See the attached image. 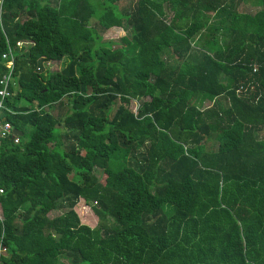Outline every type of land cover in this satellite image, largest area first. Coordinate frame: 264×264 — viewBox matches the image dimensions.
Segmentation results:
<instances>
[{
    "label": "trees",
    "instance_id": "1",
    "mask_svg": "<svg viewBox=\"0 0 264 264\" xmlns=\"http://www.w3.org/2000/svg\"><path fill=\"white\" fill-rule=\"evenodd\" d=\"M122 1L0 5V264H264V0Z\"/></svg>",
    "mask_w": 264,
    "mask_h": 264
},
{
    "label": "rangeland",
    "instance_id": "2",
    "mask_svg": "<svg viewBox=\"0 0 264 264\" xmlns=\"http://www.w3.org/2000/svg\"><path fill=\"white\" fill-rule=\"evenodd\" d=\"M125 1L126 0H123L122 2H120V5H125ZM238 10L242 11V12H245V11L253 12L255 10V8L248 7V6H242V7H239ZM123 35H124L123 31H121L120 29H110V30H107L105 32V34L103 36V40L104 41H114V40L119 39ZM194 49H195V47H193V50ZM167 60L169 61L168 62L169 64L174 63V60L172 58H167ZM62 62H63V60L60 62H50V65L46 64L47 71L48 72L57 71L60 68ZM218 100H220L221 102H224L223 97H220ZM207 106H209V104L204 102L202 108L204 109ZM61 107H63V106H60L57 103H55V104L51 105V108L48 109V112L52 116H57V115L62 113L63 108H61ZM128 108L130 109V111L132 113H134L135 109H136L135 102H130L128 105ZM263 133H264V130L262 132H260V136H262ZM99 179H100V183H103V176H101ZM47 208H48V206H47ZM49 209H47L46 213H45V215L48 218H54V217L60 215L61 213L65 212V209H63V210H52L51 208H49ZM73 210H74V212H76V215L78 216L81 224L86 225L89 228H93L95 226L96 217L93 215L90 207L87 206L85 203H83L82 200L78 201V203L73 207ZM63 264H67V263L63 262Z\"/></svg>",
    "mask_w": 264,
    "mask_h": 264
},
{
    "label": "built area",
    "instance_id": "3",
    "mask_svg": "<svg viewBox=\"0 0 264 264\" xmlns=\"http://www.w3.org/2000/svg\"><path fill=\"white\" fill-rule=\"evenodd\" d=\"M2 2L3 0H0V5ZM21 45L22 43L16 42L14 45V49L17 51L20 50ZM14 49L7 47V51L1 55V59L4 60V67L7 70L5 74L0 76V112L3 111V116H4V113H9L8 109H6L3 106V101L9 96V91H8L9 84L10 82H13L12 81L13 80L12 68H13V60H14V55H13ZM46 64L50 65V63H46ZM133 114H135V112ZM12 129L13 128L10 125V123H8L6 120L2 121L0 118V139L10 138V140H12L13 143H17L18 138L17 136L12 134ZM0 193H1V190H0Z\"/></svg>",
    "mask_w": 264,
    "mask_h": 264
},
{
    "label": "water",
    "instance_id": "4",
    "mask_svg": "<svg viewBox=\"0 0 264 264\" xmlns=\"http://www.w3.org/2000/svg\"><path fill=\"white\" fill-rule=\"evenodd\" d=\"M0 118H1L2 121H5L4 118H3V111L0 112ZM12 134L16 135L18 137L22 135L21 132H19L16 129H12Z\"/></svg>",
    "mask_w": 264,
    "mask_h": 264
},
{
    "label": "clouds",
    "instance_id": "5",
    "mask_svg": "<svg viewBox=\"0 0 264 264\" xmlns=\"http://www.w3.org/2000/svg\"><path fill=\"white\" fill-rule=\"evenodd\" d=\"M135 105H136V107H137V104H136V102H135ZM16 136V135H15Z\"/></svg>",
    "mask_w": 264,
    "mask_h": 264
}]
</instances>
